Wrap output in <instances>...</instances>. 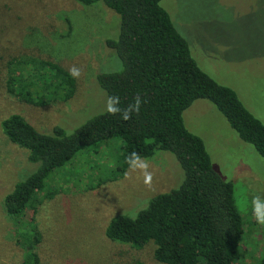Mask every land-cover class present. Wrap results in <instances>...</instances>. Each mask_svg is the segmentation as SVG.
<instances>
[{
  "label": "rangeland",
  "instance_id": "rangeland-1",
  "mask_svg": "<svg viewBox=\"0 0 264 264\" xmlns=\"http://www.w3.org/2000/svg\"><path fill=\"white\" fill-rule=\"evenodd\" d=\"M160 6L187 41L198 67L235 91L264 124V0H162ZM118 27L119 17L101 2L84 6L77 0H0V264H23L29 253L28 244L17 237L29 226L6 215L4 199L38 168L27 161V151L4 136L1 122L18 114L43 133L60 125L69 135L101 112L107 97L93 80L98 72L119 69L105 44L117 36ZM20 55L54 61L68 72L73 65L81 69L73 99L35 107L9 96L3 65ZM183 122L202 139L213 170L233 185L246 231L239 263L260 264L264 226L256 223L251 200L264 199V160L206 100L194 101L183 112ZM120 146L114 138L82 150L45 179L42 195L48 197L39 199L32 223L39 235L34 251L40 264H160L152 243L136 250L109 241L105 229L112 218L136 216L141 210L134 213L133 208L177 188L183 171L173 155L157 151L147 159L154 174L150 188L139 171L126 178L129 169L97 185V170L99 177L107 176L105 170L113 169ZM237 200L246 205L245 211Z\"/></svg>",
  "mask_w": 264,
  "mask_h": 264
},
{
  "label": "trees",
  "instance_id": "trees-1",
  "mask_svg": "<svg viewBox=\"0 0 264 264\" xmlns=\"http://www.w3.org/2000/svg\"><path fill=\"white\" fill-rule=\"evenodd\" d=\"M77 1L84 6L101 2L119 17L117 36L105 44L120 66L95 75L98 92L119 96L121 107L138 94L146 102L130 121L108 114L106 103L102 104L101 112L69 135L60 125L43 133L18 114L1 122L4 136L27 151L28 162L38 164L36 172L17 183L4 199L6 215L18 225L29 226V231L17 233L18 240L28 244L23 264H40L34 251L39 235L32 223L39 199L48 197L42 195L45 179L82 150L114 138L121 142L114 170H105V177H99L101 170H97V185L120 178L129 169L127 157L133 151L146 159L157 151L173 155L183 180L177 188L153 197L148 209L135 219L112 218L105 237L136 250L152 243L153 257L160 264H240L246 231L233 185L213 170L202 139L186 129L183 112L196 100L208 101L263 160L264 124L246 109L235 91L198 67L187 41L160 6L162 0ZM3 66L6 93L22 103L43 107L67 103L76 94V78L54 61L20 55L8 58ZM259 261L264 264V254Z\"/></svg>",
  "mask_w": 264,
  "mask_h": 264
},
{
  "label": "clouds",
  "instance_id": "clouds-1",
  "mask_svg": "<svg viewBox=\"0 0 264 264\" xmlns=\"http://www.w3.org/2000/svg\"><path fill=\"white\" fill-rule=\"evenodd\" d=\"M70 76L73 78L78 79L82 72L81 69L73 65L69 70ZM146 101L141 98L138 94L134 97L132 103L127 105L126 107H121V100L119 96H108L106 100L105 111L110 115H119L121 120L123 121H130L133 117V114H139L141 106ZM127 163L129 165V172L125 173L126 178H131L130 173L139 171L143 176V182L149 188L152 186L153 182V172L149 171L150 164L146 158H142L138 152H131L127 157ZM237 205L240 210L245 211L246 205L242 204L239 200H237ZM149 205L147 202H142L140 206L141 211H146ZM251 208H252V215L255 218L257 224L264 226V199L260 196H254L251 200ZM135 219L136 217H131Z\"/></svg>",
  "mask_w": 264,
  "mask_h": 264
}]
</instances>
